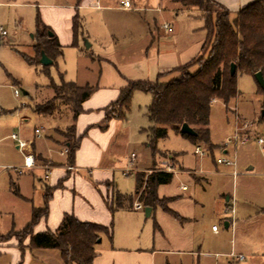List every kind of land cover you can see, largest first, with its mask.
<instances>
[{
  "label": "rangeland",
  "instance_id": "rangeland-1",
  "mask_svg": "<svg viewBox=\"0 0 264 264\" xmlns=\"http://www.w3.org/2000/svg\"><path fill=\"white\" fill-rule=\"evenodd\" d=\"M139 1L144 7L158 6L162 12L147 8L146 12L141 11L136 15L146 14L150 20L155 18L158 25L164 21L174 22L175 29L181 32L178 41L181 48L189 44L195 35L206 34L203 29L205 23L197 18L198 14H190L186 10L175 11V7H172L177 6L174 0H160L157 6L152 3L154 0ZM113 4L119 7V0H113ZM114 15L122 18L127 14L118 10ZM230 16L233 19L236 14L230 13ZM0 26L6 31L0 40V138L21 132L23 138L31 139L35 128H39L42 132L35 143L36 151L51 156L55 162H62L65 157L59 155L60 147L48 142L49 137L61 141L60 134L65 141H77L72 118V108L77 104L69 100L67 89L59 88L56 93L52 84L60 85L62 75L66 82L95 86L99 75V65L93 60L92 54L95 47L88 49L83 40L82 50L65 49L56 63L43 65L39 61L31 64L26 58L35 56L37 31L34 28L28 30V24L25 23L19 27L4 8H0ZM172 40L165 39L163 42ZM137 44L127 48L129 51L122 52L120 58L130 60V57L138 56L141 46ZM209 47L210 43L204 54L209 52ZM196 69L195 65L191 68L192 71ZM179 75L180 72L170 74L167 82ZM237 87L238 95L228 104L222 99L213 101L209 143H194L171 128L167 137L153 143L148 138L152 123L147 116L152 95L142 91L133 94L125 118L116 120V136L104 153V164L113 166L108 177L113 182L110 197L119 191L132 197V203L126 200V204L134 206L139 202L138 196H133L135 171L124 174L125 166L134 153L135 162L147 166L140 172L145 178L155 169L173 171L175 175L167 188L168 192H181L182 185L189 186V190L183 192L187 198L182 201L184 209L188 210L190 206V196L196 202L194 217L199 243L193 255L174 256L172 264H182L181 259L183 264H264V89L255 75L240 72L237 74ZM14 88L19 90V98L15 96ZM41 104L54 106L55 114L48 117L35 112L34 107ZM119 110L115 106L110 112L116 115ZM55 128H59L58 132ZM235 134L248 136L249 140L245 143L236 142ZM260 138L263 139L262 143L258 142ZM198 145L204 155L195 154ZM222 158L233 163H218L217 160ZM3 165L13 168L5 169L1 167ZM17 168H21V172ZM185 169L194 170L197 175ZM0 171H3L0 176V264H13V251L21 253L16 264H63L59 250L33 248L30 237L21 233L31 222L33 207L44 204L45 185H49V180H40L45 171L38 166L32 170L25 169L23 152L16 149L9 138H5L0 147ZM181 171L191 174L179 173ZM81 174L85 179L90 178L84 172ZM164 204L167 205V200ZM232 205L234 213L231 211ZM139 213L144 218L135 233V239L153 242L154 218L146 217L143 211ZM228 213L236 220L234 234L231 228L226 229L224 226V218ZM131 217L132 213L126 210L111 215L113 231L117 225V241L114 236L110 240L104 234L99 245L123 244L126 229L133 219ZM213 224L220 228L219 234H213ZM202 238L203 244L200 241ZM200 245L201 250L198 252ZM27 255L31 257L30 261ZM239 255L243 259H237Z\"/></svg>",
  "mask_w": 264,
  "mask_h": 264
},
{
  "label": "crops",
  "instance_id": "crops-1",
  "mask_svg": "<svg viewBox=\"0 0 264 264\" xmlns=\"http://www.w3.org/2000/svg\"><path fill=\"white\" fill-rule=\"evenodd\" d=\"M130 1L131 8H124L121 4L119 7L114 6L113 0H0V8L6 9V12L13 16L14 22L19 27L25 23L28 24V30L33 28L37 30L36 19L39 17L57 37L62 54L65 49L69 48L82 50L81 44L83 40H86L89 43L88 49L95 47L92 53L93 60H96L99 65L97 82L95 86L93 85L94 91L81 103V113L76 118L72 115L76 138L79 142L72 158L69 156V143L59 133L61 141L49 137L48 142L60 147L59 155L65 157L62 162H55L51 156H44V153L36 151L35 143L37 138H40L42 131L37 135L35 134L37 128H35L31 139L23 138L21 132L17 133L21 138L31 141L30 149L36 158L35 167L38 166L45 171V175L40 181L49 180V185L45 186L54 188L53 196L49 201L48 216L40 219L34 227V232L56 231L65 214H73L81 221L112 227L113 218L111 215H115L120 210H126L132 213L133 217L131 218L133 219L126 229L123 244L108 243L103 247L98 244L93 264H172L174 256L193 255L199 243L194 217L196 202L190 196L188 210L183 207L182 201L187 200L183 192L188 191L189 186L187 189L181 187V192H168L167 188L171 185L173 176L170 183L159 185L157 188L158 197L167 200V210L164 206L157 205L155 208L150 207L149 216L145 214L146 217L154 218L153 242H148L147 239H139V241L135 239V233L144 218L139 212H145V206L143 210H140L124 202L123 207L114 212L109 207L110 200H112L110 190L113 182L108 177L113 171V166L104 164V153L107 152L114 136H116V120L118 119L110 111L130 81L167 82V77L170 74L178 73L181 66L190 63L200 55L206 34L195 35L189 44L181 48L178 44L181 32L177 28L175 29L174 22H163V24L170 23L173 27L171 33H166L162 29L163 24L158 25L155 18L150 20L146 14L136 15L141 11L146 12L147 8L162 12L161 8L157 6L158 3L160 4V0L152 2L157 6L155 8L144 7V4L139 0ZM216 1L230 13L236 14L241 8L255 0ZM174 2L177 4V6H172L175 7V11L186 10L190 14H198L197 18L203 20L200 18L198 9L183 8L175 0ZM118 10L126 13V17L116 18L114 13ZM76 21L78 23L77 32L74 28ZM165 39L173 40L165 43L163 42ZM136 42L141 46L139 55H131L130 60H127L129 58L126 57L120 58L122 52L129 51L128 49ZM103 122L106 124L104 125ZM57 129L59 128H55L56 131ZM5 138L12 140L11 135L0 138V147L3 146ZM16 149L19 148L16 146ZM66 149L68 152L63 154L62 152ZM37 162H39L38 165ZM1 167L13 168L10 165ZM23 167L27 170L35 168L25 166L24 153ZM127 167H131L137 176V173L143 171L147 166H140L138 162L130 165L129 162L125 169ZM17 169L20 172L22 170L21 168ZM185 170L197 175L194 170ZM82 172L88 174L90 178H83ZM2 174L3 171H0V176ZM186 174L190 175L191 173ZM116 193L129 198L128 195L119 191ZM227 201H229V197H227ZM262 212L264 213V208ZM235 224L234 216L228 213L224 218L225 228H231L234 234ZM115 229L114 231L112 229L114 240L117 239V237L115 238L117 225ZM211 230L213 234H219L220 228L213 230L211 227ZM146 233L144 232L143 235L146 236ZM200 241L202 244L204 243L203 238ZM198 247L199 252L201 245ZM240 256L242 255L236 258L243 259ZM27 257V260L30 261L31 257L29 255ZM20 258L21 253L13 251L12 263L16 264ZM181 263H184L183 259H181Z\"/></svg>",
  "mask_w": 264,
  "mask_h": 264
},
{
  "label": "trees",
  "instance_id": "trees-1",
  "mask_svg": "<svg viewBox=\"0 0 264 264\" xmlns=\"http://www.w3.org/2000/svg\"><path fill=\"white\" fill-rule=\"evenodd\" d=\"M183 8L198 9L200 18L204 20L206 39L201 53L190 63L179 68L180 75L168 82L130 81L122 90L120 98L112 105L120 108L117 118H125L135 91H142L152 95L148 106L147 116L152 126L149 137L153 143L167 137L171 128L182 134L192 142H210V113L214 100L222 99L226 104L238 95L237 74L255 75L262 72L264 76V0H255L244 6L231 18L230 11L216 0H175ZM78 23L74 24L77 32ZM35 56L26 58L31 64H37L41 52L45 53L56 63L62 54V48L51 28L45 25L39 17L36 19ZM50 33H52L50 35ZM210 43L209 52L204 54ZM236 65V73L231 75L230 67ZM197 66L192 71L193 66ZM57 91L59 88L69 91L74 118L82 111L81 103L94 91L90 85L79 86L75 82L64 81L52 84ZM35 112L44 116H53L54 106L36 105ZM184 123L190 125L196 136L184 134L181 127ZM75 131V127L73 126ZM69 143V156L72 158L79 146L78 140ZM173 172L167 170H153L147 178L143 173H137L135 195L145 207L155 208L164 206V201L157 194L159 185L170 183ZM53 187H46L44 204L33 207L31 222L21 233L30 237V244L37 249H57L60 251L64 264H93L97 255L96 247L103 235L113 239L111 226L95 222L81 221L73 214H65L56 231L47 230L34 232L35 225L43 217L48 216L49 201L53 196ZM132 203V197L127 198L115 193L109 203L110 210L116 211L123 207L124 201ZM132 206V205H131ZM23 248V247H22Z\"/></svg>",
  "mask_w": 264,
  "mask_h": 264
},
{
  "label": "built area",
  "instance_id": "built-area-1",
  "mask_svg": "<svg viewBox=\"0 0 264 264\" xmlns=\"http://www.w3.org/2000/svg\"><path fill=\"white\" fill-rule=\"evenodd\" d=\"M120 4L124 8H131L132 7V4H131L130 0H121ZM162 29L166 33H171L173 31V27H172V25L170 23L163 24L162 25ZM4 35H6V31L3 29L2 26H0V40H1L2 36H4ZM14 94H15V96L17 98L19 97L20 92H19V90L17 88H14ZM40 132H41V129H39V128H37L35 130V134H37V135H39ZM11 138L14 141V143L16 144V146L23 151L25 166L28 167V168L35 167L36 158H35V155L33 154V152L30 149L31 148V141H28V140H25V139L21 138L18 133H12L11 134ZM248 140H249L248 136H241L239 134H235V141L236 142L245 143ZM258 142L262 143L263 139L260 138L258 140ZM66 152H68V149H66L62 153L65 154ZM195 153L197 155H204L203 151L201 150V148L199 146L196 147ZM135 157H136V155L134 153H132L131 160H130V165H133V163L135 162ZM217 162L218 163H225V164H228V165H231L233 163L231 160H228L226 158L218 159ZM131 171H132L131 167H127L126 169H124V174L128 175V174H130ZM167 171H171V169H167ZM181 187H182V189H187V185H182ZM134 208L143 210L144 209V205L142 203H140V202H136L134 204ZM234 210H235L234 206L232 205L231 211L234 212ZM217 228H218L217 225H213L212 226L213 230H217ZM240 258H243V256H240Z\"/></svg>",
  "mask_w": 264,
  "mask_h": 264
},
{
  "label": "water",
  "instance_id": "water-1",
  "mask_svg": "<svg viewBox=\"0 0 264 264\" xmlns=\"http://www.w3.org/2000/svg\"><path fill=\"white\" fill-rule=\"evenodd\" d=\"M85 45H86V47L89 46V43H87L86 40H85ZM40 62L43 65L53 64V60L50 57H48V55L45 53V51H42L41 52ZM230 73H231V75H234L236 73V65L235 64H232L231 65V67H230ZM255 77H256L258 83L260 84V86L264 89V76H263L262 72H260V71L257 72L255 74ZM181 131L184 134H188L190 136H196L197 135V132L190 125H188L187 123H184L182 125ZM144 211H145L146 216H149L150 211H151V208L150 207H145V210ZM100 241H101V239L99 240V242Z\"/></svg>",
  "mask_w": 264,
  "mask_h": 264
}]
</instances>
